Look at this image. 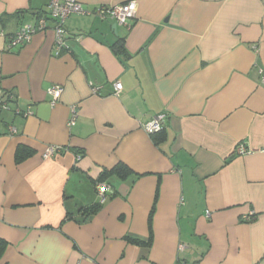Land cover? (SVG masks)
Here are the masks:
<instances>
[{"label":"crops","instance_id":"1","mask_svg":"<svg viewBox=\"0 0 264 264\" xmlns=\"http://www.w3.org/2000/svg\"><path fill=\"white\" fill-rule=\"evenodd\" d=\"M136 1L130 27L71 15L58 50L49 0H0V264H264V0ZM49 145L65 150L44 158ZM118 164L131 173L84 211Z\"/></svg>","mask_w":264,"mask_h":264},{"label":"built area","instance_id":"2","mask_svg":"<svg viewBox=\"0 0 264 264\" xmlns=\"http://www.w3.org/2000/svg\"><path fill=\"white\" fill-rule=\"evenodd\" d=\"M49 16L54 20V31L56 33L57 49L61 50L65 46V22L73 14H90L100 19H114L115 22L123 26H131V21L136 17L137 1L128 0L122 4L113 5H99L93 11H88L84 8L83 3L80 0H49ZM49 28L47 17L43 16L38 19L37 22L27 24L16 31L9 38V48L21 47L31 42L34 35L37 32H44ZM261 82L264 84V70H261ZM114 94L119 95L122 90L120 82L114 84ZM93 91L97 92L98 88L93 87ZM48 93L52 96L51 103L55 105L61 98L63 93V87L61 85H53L48 89ZM12 98V95L8 96ZM0 109H9L7 101H4L0 97ZM73 117L69 121V125L72 126L75 123V119L78 116L76 110H73ZM166 118L165 113H160L154 116L150 121L142 124V129L148 134L154 135L163 130V122ZM12 130H14L11 127ZM238 153H246L247 148L240 145L237 148ZM65 149L56 146L49 145L43 152L44 158H51L56 154L63 152ZM82 155H78V159ZM96 192L99 198V203L104 204L109 197L114 194L113 187L106 181L97 180L95 184ZM247 221L252 219L249 215L245 218ZM177 264H200L199 262L178 261Z\"/></svg>","mask_w":264,"mask_h":264},{"label":"trees","instance_id":"3","mask_svg":"<svg viewBox=\"0 0 264 264\" xmlns=\"http://www.w3.org/2000/svg\"><path fill=\"white\" fill-rule=\"evenodd\" d=\"M116 46V50L118 52V54H120V56H123L125 51H124V46L122 45V43L120 42L119 44L115 45ZM160 133V132H159ZM156 133V134H159ZM32 151L24 146H20L17 149L16 152V160L17 162H20L22 160H24L25 158H27L29 155H31ZM110 173L112 174H116L118 175L120 178H126L131 172L129 170V168L124 165V164H118L112 171L110 172H105L101 179V181H105L106 178L110 175ZM101 206L100 203H97L96 205L90 207V208H85L84 211L88 212V213H95L96 211L99 210V207ZM153 213H154V209L151 211L150 214V218H149V222H152V217H153ZM131 242L140 244V245H146V244H150V240L148 242H144L142 240L139 239H129ZM8 246V242L6 240H4L3 238H0V261L3 258V255L7 249Z\"/></svg>","mask_w":264,"mask_h":264},{"label":"water","instance_id":"4","mask_svg":"<svg viewBox=\"0 0 264 264\" xmlns=\"http://www.w3.org/2000/svg\"><path fill=\"white\" fill-rule=\"evenodd\" d=\"M117 25H118V24H117V23H115V24L113 25V28H116V27H117Z\"/></svg>","mask_w":264,"mask_h":264}]
</instances>
